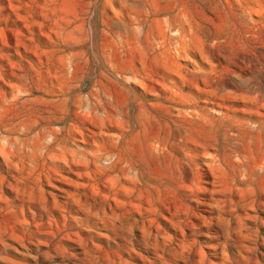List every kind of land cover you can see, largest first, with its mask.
Returning <instances> with one entry per match:
<instances>
[{
  "label": "rangeland",
  "instance_id": "1",
  "mask_svg": "<svg viewBox=\"0 0 264 264\" xmlns=\"http://www.w3.org/2000/svg\"><path fill=\"white\" fill-rule=\"evenodd\" d=\"M0 264H264V0H0Z\"/></svg>",
  "mask_w": 264,
  "mask_h": 264
}]
</instances>
